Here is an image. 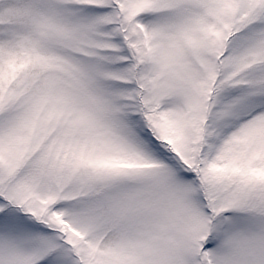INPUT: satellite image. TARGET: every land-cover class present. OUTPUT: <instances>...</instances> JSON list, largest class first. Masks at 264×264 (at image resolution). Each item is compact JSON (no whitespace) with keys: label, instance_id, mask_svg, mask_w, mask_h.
Returning a JSON list of instances; mask_svg holds the SVG:
<instances>
[{"label":"snow or ice","instance_id":"1","mask_svg":"<svg viewBox=\"0 0 264 264\" xmlns=\"http://www.w3.org/2000/svg\"><path fill=\"white\" fill-rule=\"evenodd\" d=\"M0 264H264V0H0Z\"/></svg>","mask_w":264,"mask_h":264}]
</instances>
